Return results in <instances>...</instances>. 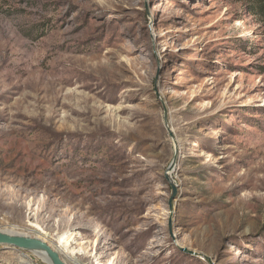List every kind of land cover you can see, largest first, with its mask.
Instances as JSON below:
<instances>
[{"label":"rangeland","instance_id":"obj_1","mask_svg":"<svg viewBox=\"0 0 264 264\" xmlns=\"http://www.w3.org/2000/svg\"><path fill=\"white\" fill-rule=\"evenodd\" d=\"M0 231L70 233L69 264H264L252 0H0Z\"/></svg>","mask_w":264,"mask_h":264},{"label":"water","instance_id":"obj_2","mask_svg":"<svg viewBox=\"0 0 264 264\" xmlns=\"http://www.w3.org/2000/svg\"><path fill=\"white\" fill-rule=\"evenodd\" d=\"M166 112V111H165ZM166 120V114H165ZM171 171V170H170ZM170 173V172H169ZM168 179L170 180L171 187H172V199L176 198V185L171 181V177ZM0 246L9 247L11 249L34 253L36 255L44 254L47 259L49 260L50 264H69L66 259L63 257L62 252L59 248L54 247L48 241L41 237H31L29 235L21 234V233H13L8 231H0ZM180 251L190 255V256H199L195 251H191L187 248H180Z\"/></svg>","mask_w":264,"mask_h":264},{"label":"bare ground","instance_id":"obj_3","mask_svg":"<svg viewBox=\"0 0 264 264\" xmlns=\"http://www.w3.org/2000/svg\"><path fill=\"white\" fill-rule=\"evenodd\" d=\"M14 233H17V232H14ZM73 239L74 238H72V235L70 233L69 234L67 233V234H63V235L58 236V238L56 240L57 241V248H59V250L62 253H64L67 256V258L71 261H74L77 258V256L83 254L82 249H80L79 251L71 249ZM37 256L39 258H41L43 260V262H45L46 264H50L49 260L47 259V257L44 254H39Z\"/></svg>","mask_w":264,"mask_h":264},{"label":"trees","instance_id":"obj_4","mask_svg":"<svg viewBox=\"0 0 264 264\" xmlns=\"http://www.w3.org/2000/svg\"><path fill=\"white\" fill-rule=\"evenodd\" d=\"M252 2L256 12L264 17V0H252Z\"/></svg>","mask_w":264,"mask_h":264}]
</instances>
